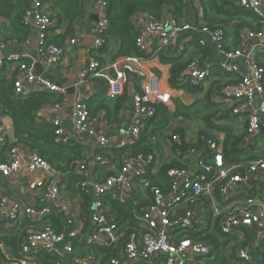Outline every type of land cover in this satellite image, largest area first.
Here are the masks:
<instances>
[{
  "label": "built area",
  "instance_id": "built-area-1",
  "mask_svg": "<svg viewBox=\"0 0 264 264\" xmlns=\"http://www.w3.org/2000/svg\"><path fill=\"white\" fill-rule=\"evenodd\" d=\"M92 1L104 13L107 12L105 0ZM229 1L256 18L254 28L239 29L240 46L232 50L226 49L227 35L232 31V25L213 26L205 20L184 21L175 16H161L149 18L134 29L135 47L142 56L123 58L124 67L129 73L148 79V84L143 92L133 96L131 122L118 130L119 139L114 149L121 152L119 160L112 158V154L105 150L108 148L104 139L99 142L100 150L108 154L97 153L95 162L113 166L110 174L91 182L87 164L83 159L75 161V172L80 177L77 183L79 192L92 194V205L86 215L89 223L83 230L76 227L69 208L59 203L62 183L54 166L43 160L35 150L23 165L21 141L14 139L9 142L0 123V154L9 145L5 161L0 162V175L11 177L23 167L29 173L42 175V178L30 184L31 190L40 192L41 207L29 206L18 200L8 202L0 196V217L6 223L14 225L26 220L31 224V228L20 237L19 256L6 255L0 245V264H41L40 256L43 254L60 256L72 264H209L215 258L210 238L214 233L234 237L241 235L246 228L257 234V241L264 242V205L253 203L250 199L246 207L234 202L236 198H249L252 195L253 185L248 183L251 179L256 177L264 184V158L258 157L241 164L229 162L231 158L224 153L221 136L212 139L202 137V146L189 147L182 152V142L188 143L173 131L168 135L167 142L181 167L165 171L168 183L162 189L149 183L151 176L155 177L161 172L156 157L152 154L132 155L130 152L131 147L140 142L150 123L156 120L153 105L163 104L166 107L171 97L160 88L154 73H145V57L155 56L160 51H171L180 39L189 42L196 40L200 47L211 43L223 55V60L216 63L214 68L210 65L201 67L198 59L188 61L179 76V87L202 91L208 89L215 73L235 76L237 82L234 84L213 86V99L229 104L230 116L245 123L243 141L246 146L260 147L264 130V68L257 57L264 55V0ZM46 2L29 0L22 24L29 26L33 20V24L40 29L39 54L46 57V67L49 69L61 64L65 50L48 40V34L56 27V22L43 12ZM108 26L106 14L96 24L92 50L97 52L110 48L109 42L105 43L102 38ZM197 35L202 36L195 39ZM2 39L0 29V49L5 48ZM251 43V47L247 48ZM91 55L83 77H108L109 95H120L124 88L123 78L109 77L113 66H104L95 58V54ZM23 58L20 55L0 57V69L10 63L18 67L12 82L13 96L26 97L34 92L57 95L60 101L52 104L59 114L65 105L67 90L42 76H35ZM71 119V131L63 127L59 116L48 122L55 130V145L94 136L85 100L73 102ZM36 123H39L37 119ZM193 157L195 160L190 162ZM192 165L196 173L191 169ZM108 199L122 204L132 203L135 225L122 228L116 216L108 214ZM46 204L59 208L66 219L67 232H57L45 222L51 215ZM80 238L83 239V250L76 253L73 241ZM239 257L244 262L250 259L245 251Z\"/></svg>",
  "mask_w": 264,
  "mask_h": 264
},
{
  "label": "crops",
  "instance_id": "crops-1",
  "mask_svg": "<svg viewBox=\"0 0 264 264\" xmlns=\"http://www.w3.org/2000/svg\"><path fill=\"white\" fill-rule=\"evenodd\" d=\"M4 2L13 5L12 10L9 12V16L0 14V29L2 31V40L5 43V48L0 49V57L5 55H20L25 57L26 61L32 68L35 76H42L56 86L65 88L66 102L63 106V110L59 114L55 111L54 105L48 103L44 105L37 114V120L39 123H47L53 121L56 116H59L63 127L67 131L72 130V104L75 100H85L88 104L91 127L95 134L93 137H82L81 140L73 141L82 146L83 151L81 159L87 164L89 170V180L96 182L103 177L110 174L113 166L99 165L95 162V156L97 153L105 154L106 151H101L99 148V142L104 139L107 143L109 153L112 158L119 160L121 152L114 149L117 146L119 134L118 130L126 127L132 119L133 96L136 93L143 92L144 88L148 84V79H143L136 74H131L124 67L123 58H117L118 44L116 41H109L110 48L104 51H94L92 46L94 43L96 24L107 14L93 3L92 0H84L81 8L79 9V15L74 22L71 32L67 33L68 22H60L61 8L59 3L61 0H47L42 10L45 14L54 18L56 27L48 34V40L57 46L63 47L65 50V56L61 64L57 67L47 68L46 57L39 54V35L40 29L33 24V20L30 21L29 26L22 24V15L25 9L29 6V0H2ZM182 15L176 16L184 21H204L202 6L198 0H185ZM161 16H174L170 7H164L161 10ZM149 18H155L149 13H138L131 17V23L133 28L142 26ZM239 19V18H238ZM244 21L254 26L256 18L251 14H245L241 17ZM21 21V24H20ZM237 21V22H236ZM231 21L228 25L209 23L213 26L225 25L227 27L232 25V31H229L226 41V49L232 50L239 47V35L235 26L236 23H240L239 20ZM205 22V21H204ZM22 25V26H21ZM246 27V26H244ZM254 28V27H253ZM202 35H197L195 39H198ZM75 43L72 44L71 42ZM176 46L169 52H166L167 58H183L186 61L192 59H198L200 66L210 65L213 68L215 64L223 60V55L218 53L216 47L207 43L205 47H200L195 42L183 41L180 39ZM252 45L248 44L247 48ZM91 54H95V58L104 66H113L110 70L109 77L115 79L117 76L123 78L124 88L122 93L118 96L109 95V81L107 78H95V77H83V71L88 66V59ZM92 56V55H91ZM259 60V61H258ZM257 61L264 66V55L258 56ZM39 65L41 68L40 74H37L35 65ZM146 74L150 72L154 73L158 80L160 88L171 94L170 101L167 102L165 108L170 112H174L176 108L175 101L179 103L192 106L197 103H202L206 99V95L210 91L209 100L216 104L218 107L217 121L215 125L220 128L231 129L235 136L240 137L242 141L238 144L240 148V156L232 158L231 155L227 156L225 153V147L223 145V136L220 130L209 129L202 120V113L196 118V124H192L191 121L186 119H177L171 121L161 130H155L154 133H148L150 144L153 146L152 152L144 154H152L156 157L157 163L160 164V171L162 168L172 162H178V159L174 158L171 145L167 142V137L176 129H180L184 132V139L188 144H195L201 142V133L208 134L212 139L216 136L222 137L223 150L226 157H230L229 162L237 164L246 163L254 160L255 158H264V130H262L263 138L261 139L260 147L258 149L247 147L243 141L245 135L246 125L243 121H239L230 116V105L223 101L213 99V91L210 87L215 85H229L234 84L235 76H223L219 73H215L209 82L208 89L199 91L198 93L190 92L187 88L173 89L170 85V65L163 64L157 56H153L144 62ZM18 73V67L16 64H7L0 69V81H6L9 85H12ZM216 84H212L216 82ZM200 90V89H198ZM119 98L124 99V104L116 110V104ZM224 117V118H221ZM0 123L4 126L6 131V138L9 142L15 139L14 128L12 120L8 115L3 113L0 109ZM150 127L148 126L144 132ZM152 130V128L150 129ZM149 131V130H148ZM143 132V133H144ZM205 138V137H204ZM229 151V149H227ZM32 150L26 146H23L20 150V157L22 164L25 165L27 159L31 155ZM108 154V153H106ZM237 154V153H236ZM234 155V154H232ZM2 157V154H1ZM175 160V161H174ZM190 158V162H192ZM73 172H75V162L72 164ZM191 169L196 173L195 167L192 165ZM60 175V181L62 183V195L59 199V203L66 205L70 213L74 216L76 227L83 230L88 225L89 219L86 217L88 211L92 205V194L80 193L77 188V184L66 173L57 171ZM77 175V174H76ZM42 178L40 173H29L25 167L19 170L11 177L4 178L0 175V196L5 197L8 202L21 201L29 206L36 208L41 207L39 204V191L30 189L32 181H36ZM80 178V177H79ZM151 184L152 181L150 180ZM249 185H253L252 195L249 198H236V202L239 206H248V200H252L253 203L264 205V184L258 181L255 177L248 182ZM81 194V196H80ZM80 196V197H79ZM108 199V203L110 204ZM108 204V206H109ZM84 205V206H83ZM51 210V215L46 218L45 222L52 226L57 232H67V225L65 217L60 213L59 208L53 205H45ZM254 209H258L255 207ZM116 216L117 214L109 207L108 214ZM2 218V219H1ZM118 221V219H117ZM31 228V224L26 220H21L20 223L10 225L6 223L3 217H0V245L6 255L10 257L19 256L18 246L20 243V237L27 230ZM211 241L216 239L221 246H218V250L221 256H216L211 261H216L217 258L221 260L220 264H264V242L257 241V234L254 231L244 228L242 234L234 237H224L217 233L210 236ZM214 250H216L214 243ZM224 244V245H223ZM74 247H76V253H80L83 250V239L73 241ZM78 246V247H77ZM242 251H245L249 260L244 262L240 259L239 255ZM218 260V261H219ZM41 264H72L70 261H66L60 256H54L53 254H43L40 256Z\"/></svg>",
  "mask_w": 264,
  "mask_h": 264
},
{
  "label": "trees",
  "instance_id": "trees-1",
  "mask_svg": "<svg viewBox=\"0 0 264 264\" xmlns=\"http://www.w3.org/2000/svg\"><path fill=\"white\" fill-rule=\"evenodd\" d=\"M84 0H61L59 3L61 8L60 22L64 20L68 22L67 33L72 31L74 22L78 18L79 9ZM107 2V18L109 21L108 29L103 32L102 38L105 39V43L114 40L118 44L117 58H131L140 57L141 53L135 47L134 41V28L131 23V17L138 13H149L155 18L160 17L161 10L164 7H170L174 16L182 15L185 0H105ZM202 6L204 20L208 23H218L228 25L231 21L239 20L240 23H236L237 30L244 26L253 28L251 24L241 19L245 14H251L244 9L234 6L229 0H198ZM13 5L0 0V14L9 16V12L12 10ZM26 10V9H25ZM25 12V11H24ZM23 12V14H24ZM252 15V14H251ZM23 16V15H22ZM253 16V15H252ZM254 17V16H253ZM239 18V19H238ZM237 22V21H236ZM21 24V21H20ZM22 26V25H21ZM166 52H156L155 56L163 64L170 65V85L172 88H179V76L185 68L188 61L181 58H166ZM153 57V56H151ZM151 57H145L148 60ZM259 61V60H258ZM260 65L262 63L260 62ZM263 66V65H262ZM264 68V66H263ZM235 83L237 81H234ZM213 82L212 84H216ZM213 89V86L210 87ZM190 92L196 93L199 91L194 88H187ZM210 91L206 95L205 101L197 103L192 106H186L179 101H175L176 108L174 112L168 111L163 105H153L156 111V120L151 122L146 132L142 134L141 140L137 145L131 147L130 152L132 155L144 154L152 152L153 146L150 144L148 133H154L155 130H161L171 121L177 119H186L188 121H195L202 113L203 122L211 129L220 130L223 136V145L225 147V153L227 156L239 153L241 150L238 144L242 141L240 137L235 136L231 129L220 128L215 125L217 117L218 106L213 104L210 100ZM60 97L43 92H34L26 97L15 98L12 93V85H9L6 81H0V109L10 117L13 123L15 139H19L23 146L35 150L39 156L54 166L56 171H61L70 176L77 184L79 182V175L73 172L72 164L81 159L83 148L75 142L68 144L55 145L54 144V127L47 123H36L38 111L46 104L52 102H59ZM124 99L119 98L116 104V110H118L123 104ZM224 118V117H221ZM183 140L184 132L179 128L175 131ZM200 136L209 138L208 134L201 133ZM202 146L201 142L195 144H186L182 142L180 150L186 151L189 147L199 148ZM9 145L4 147L0 154V162H4L6 159V153ZM229 149V151L227 150ZM177 162H172L164 166L160 173L155 177L151 176L150 180L153 185H159L162 189L167 185V179H165V171L177 167ZM84 206V205H83ZM109 207L117 214L118 223L122 228L132 227L135 225V220L132 215L133 204L132 203H119L118 201L111 200ZM46 220V219H45ZM216 250L214 254L221 256L218 246L221 244L213 239ZM224 245V244H223ZM217 258L216 261L209 264H220L221 260ZM219 260V261H218ZM104 263V260H103Z\"/></svg>",
  "mask_w": 264,
  "mask_h": 264
},
{
  "label": "water",
  "instance_id": "water-1",
  "mask_svg": "<svg viewBox=\"0 0 264 264\" xmlns=\"http://www.w3.org/2000/svg\"><path fill=\"white\" fill-rule=\"evenodd\" d=\"M35 70H36L37 74H40L41 68H40V66L38 64L35 65ZM192 160H195L194 157L192 158Z\"/></svg>",
  "mask_w": 264,
  "mask_h": 264
},
{
  "label": "rangeland",
  "instance_id": "rangeland-1",
  "mask_svg": "<svg viewBox=\"0 0 264 264\" xmlns=\"http://www.w3.org/2000/svg\"><path fill=\"white\" fill-rule=\"evenodd\" d=\"M199 91H197L198 93ZM192 124H196V121H192ZM195 126V125H194ZM241 154L240 153H237V154H234V155H231L232 158H236V157H239Z\"/></svg>",
  "mask_w": 264,
  "mask_h": 264
}]
</instances>
